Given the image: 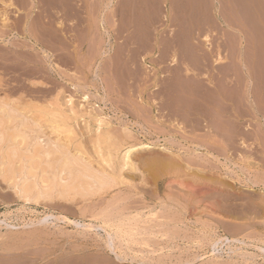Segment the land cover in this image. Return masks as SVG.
I'll return each mask as SVG.
<instances>
[{
    "label": "rangeland",
    "instance_id": "1",
    "mask_svg": "<svg viewBox=\"0 0 264 264\" xmlns=\"http://www.w3.org/2000/svg\"><path fill=\"white\" fill-rule=\"evenodd\" d=\"M57 93L101 115L118 142L148 144L134 159L168 161L98 199L115 217L139 211L136 225H160L112 236L115 254L103 231L84 230L100 222L83 204H24L0 179V264H264V0H0V98ZM59 212L81 225L30 224ZM213 232L240 240L214 247Z\"/></svg>",
    "mask_w": 264,
    "mask_h": 264
},
{
    "label": "bare ground",
    "instance_id": "2",
    "mask_svg": "<svg viewBox=\"0 0 264 264\" xmlns=\"http://www.w3.org/2000/svg\"><path fill=\"white\" fill-rule=\"evenodd\" d=\"M58 95L59 93L54 95L46 103L42 102L43 104L36 102V101H28V102L23 103V102H20L17 97L11 98L12 96L0 98V179L2 180V182H4L6 187H8L12 191V193L19 200H21V202L24 204L35 205V206L37 205L40 207L42 206V208L44 207L45 209L46 208L48 209V207L51 204H55V203H60V204L62 203L63 205L67 207L70 205H74V204L75 205L80 204V203L83 204L84 208L82 207L83 209L81 210L82 212H84V214L86 211L88 212L90 216L89 220L93 218L94 220H98L100 222L98 225H93L91 224V222L87 223L88 221L85 223H82L84 230L95 231V233H99V230L103 231L107 235V240L105 241L104 244H106L107 248H109V250L113 252L115 248H114V242H113L112 236L113 237H129V239L132 238L131 240H133L134 236L136 235L152 234V230L155 228V226L160 225V224H158L157 222H155L157 224H149V223L145 224L147 221L145 219H142L141 221L145 225L144 224L136 225L137 221L143 216V214L141 215L139 211H136L134 213H128V214L126 213V215L122 213L123 215L122 217H117V215L115 217L114 216L115 214L111 213V210H113V208L111 209L110 207L109 208L107 207L106 202L110 200V198L106 199V202L103 201L104 198L102 199V201L106 203V205L105 203L103 204L104 206L102 205V201L101 203L100 202L98 203V199H100L101 197H104V195L107 196L108 194H110V192L114 190L117 191L118 188L121 186L128 185V187L129 186L133 187V184L130 182L131 180L129 179V177L126 176L127 173L132 174V176L137 175L139 178L138 180L142 182L143 181L147 182V180L150 178L148 177V174H147L148 170L151 171L152 173V170L156 169L158 165L162 166L164 164L165 165L167 164V167H168L169 165L168 161H166L167 163H164L165 160L157 161L158 159H156L152 155L151 156L148 155L146 157L138 156V159L137 158L134 159V156L138 155L136 153H138L140 150L149 149V145L145 143H140V142L137 145L133 144L136 141H134L130 145L118 142L117 138L114 139V137L110 134L109 130L111 129L106 128L108 126V122L105 121L103 117L99 118L101 115L97 117L96 115H92L91 112L79 113L74 108L73 106L74 101H72V98L70 96L65 97L64 100H60ZM80 117L83 120V123H81L84 125L83 130H85V134L87 135L86 136L87 138H85L87 139L86 144L82 142L81 137H79L80 135L78 136L74 129L73 123ZM90 117H93L94 119V124L92 125L90 124L91 122L88 120V118ZM124 134H125V130H124ZM161 150H167V148L163 147L161 148ZM145 153H144V156L148 154V153L147 154ZM135 160H138V162H136ZM138 163L139 165L137 166ZM136 172L138 173L136 174ZM136 178H133V180ZM196 179L198 180V178ZM227 187L229 188V185H227ZM118 194H120V192ZM117 195L114 194V196H117ZM127 196L126 198H129ZM132 196L134 197L133 194ZM195 197H196V194H195ZM124 198L125 197H123L122 199ZM222 200L224 201L226 200V198L225 199L223 198ZM95 201H97V204H101L103 206V208H100V210L99 209L96 210L97 212L95 211V209L90 210V207H89L91 204H93L94 206V204L96 203ZM110 202L112 201H108V203ZM113 203L114 204L116 203L115 200L113 201ZM113 203L109 205L112 206ZM97 204L95 205L97 206ZM117 204H115L116 207H117ZM122 205L124 204L122 203ZM115 206L113 205L112 207L115 208ZM148 206L149 205L144 206V209L147 208ZM213 207H215V204L213 205ZM109 209L111 210L109 211ZM220 209H222L221 206H220ZM135 210L133 207V211ZM181 210H179L180 213H183L182 212L183 210L182 211ZM228 210L230 211V209ZM122 211H124V209ZM156 212L157 211H153L149 209L146 214L151 215L153 219L154 218L157 219ZM170 214H173V213H170ZM118 216H121V215L118 213ZM179 217L181 216L179 215L178 218ZM50 218L61 220L63 222H68L76 226L81 225L80 224L81 222L79 223L78 220L70 219L69 217L64 215L63 212H59V215H55L52 213H46L44 214L43 217L41 216L35 222H31L30 224L32 226L33 225L43 226L44 224H47L49 222ZM81 221H85V220L83 219ZM131 221H134L135 223H131ZM167 221H168V216H167ZM178 221H181V220H178ZM183 223H179V224H183ZM166 224H164V226ZM174 226H177V223H174ZM207 226L209 228L212 227V226H209L208 224ZM243 226H245V224ZM159 228L162 229L161 227ZM168 228L169 227H167V230ZM172 228L174 231L176 230L174 229L173 225H172ZM179 228L181 229L182 227L179 226ZM181 230L183 231L184 229H181ZM214 230L216 229L214 228ZM177 231L179 232L178 234H180L181 231H179V229H177ZM212 231H213V228H212ZM157 232H160V231L157 230ZM213 233H215L214 236L217 235L216 239L214 241L212 240L213 242L210 244L214 247H216L215 245L217 243L219 244V242L223 243L225 241L232 242V241L240 240L238 239V237L237 238L231 237L230 235L226 236L227 234L218 236L216 232H213ZM174 234H176V232H174ZM209 235L211 234L209 233ZM209 239L211 238H208V240ZM242 241L244 242L243 239ZM145 244L147 243L145 242ZM206 246L208 247L209 245H206ZM214 249L216 250V248ZM261 250L264 251V249L262 248ZM215 253L217 254V252ZM193 256H196V254ZM161 261L162 259L160 260V262ZM163 261H164V258H163ZM216 262L218 263L219 261H215V263ZM163 263H166V261ZM175 263H178V262H175ZM183 263L185 262L183 261ZM183 263H178V264H183ZM220 263L221 262H219V264Z\"/></svg>",
    "mask_w": 264,
    "mask_h": 264
}]
</instances>
